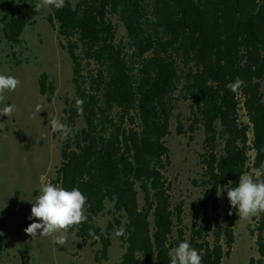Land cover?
Returning <instances> with one entry per match:
<instances>
[{"label":"trees","instance_id":"16d2710c","mask_svg":"<svg viewBox=\"0 0 264 264\" xmlns=\"http://www.w3.org/2000/svg\"><path fill=\"white\" fill-rule=\"evenodd\" d=\"M36 3L20 0L14 7L6 0L3 32L10 44H20L34 23ZM50 8L75 88L64 110L72 132L51 183L78 187L89 205L87 221L69 232L84 245L100 244L97 262L108 260L114 230L125 226L124 254L115 264H170L169 250L185 240L202 264H222L231 256L238 219L226 187L264 162V0H65L63 8ZM114 19L126 31L120 42ZM237 76L244 83L234 93L226 85ZM39 89L43 96L53 91L46 74ZM77 98L84 100L82 112ZM180 99L191 102L192 116L187 129L178 119L177 133L189 132L193 140L203 128L205 135L203 173L194 184L208 192L209 204L195 208L191 227L184 224V203L173 204L165 175L171 165L166 139ZM217 189H224L223 213ZM107 204L113 220L103 230L95 220ZM253 220L257 227L249 233L261 264L264 214Z\"/></svg>","mask_w":264,"mask_h":264},{"label":"rangeland","instance_id":"374dc122","mask_svg":"<svg viewBox=\"0 0 264 264\" xmlns=\"http://www.w3.org/2000/svg\"><path fill=\"white\" fill-rule=\"evenodd\" d=\"M14 7L20 5L16 0H8ZM37 2V0H34ZM6 0H0V74L13 75L20 85L13 92L5 93V105H15L16 111L9 117L0 116V264H115L119 263L124 248L119 237L112 235V246L108 260L96 261L100 244L84 245L74 233H68V242L59 246L51 237L32 238L24 229L32 222L31 201L42 184L56 177L61 164V149L65 139L54 138L49 121L56 117L66 123L64 110L75 99L72 62L67 50L60 46L57 27L49 23L51 8H43L29 25L18 45L10 44L3 27L10 18L5 8ZM75 5L78 0H72ZM117 28V42L126 39V31L114 19ZM46 74L51 93L40 94L39 79ZM264 93V83L262 85ZM41 104L43 110L36 114L35 106ZM191 102L180 99L171 121V135L166 139L171 154V165L165 175L172 182L173 204L184 203V224L192 226V213L200 202L209 204L208 192L194 184L200 181L203 173L200 155L204 152V130L198 128L194 139L190 133H177L178 119L185 129L190 125ZM34 116V118H33ZM241 119L248 120L241 112ZM79 122L78 127H82ZM40 192L38 193V195ZM140 203L143 204L142 195ZM221 212L225 206L224 193L220 196ZM113 205L107 204L104 214L96 218L103 230L113 220ZM126 219H124V223ZM125 229V226H122ZM257 227L252 218L237 219L235 224L236 241L231 256L225 257L222 264H255L262 259L250 230ZM264 264V260L263 263Z\"/></svg>","mask_w":264,"mask_h":264},{"label":"clouds","instance_id":"9594fccd","mask_svg":"<svg viewBox=\"0 0 264 264\" xmlns=\"http://www.w3.org/2000/svg\"><path fill=\"white\" fill-rule=\"evenodd\" d=\"M16 2L19 3L18 0ZM64 5L65 0H37L34 11L39 12L47 7L60 9ZM20 83V80L13 75L0 74V104L5 100V93L15 91ZM243 83L237 76L234 81L226 85V88L235 93L240 90ZM75 104L77 111L82 112L84 100L77 98ZM43 109L41 104H37L35 113L38 114ZM15 111V105H5L0 108V116L9 117ZM4 123H0V127ZM49 123L53 132L61 134V139H66L72 132L66 123L56 117H53ZM260 151L264 152V148H261ZM231 183L229 181L228 185ZM226 188L230 206L236 209L239 218H259L261 214H264V162H261L252 173L240 175L237 186ZM223 191L224 189H217V197H220ZM39 192L40 194L30 202L32 207L28 217L29 220L38 222L30 223L24 231L33 239L37 236L51 237L55 244L65 246L68 242L69 229L79 226L88 219L86 214V209L89 206L88 197L78 187L67 190L59 184L51 182L42 184ZM231 214L232 212L229 211V215ZM2 235L4 233L0 231V236ZM89 235L94 239H99L91 229ZM114 235L116 237L125 236V229L123 227L115 229ZM168 256L170 257V264H202V256L199 251L192 247L187 240L171 248Z\"/></svg>","mask_w":264,"mask_h":264},{"label":"crops","instance_id":"0c3cea01","mask_svg":"<svg viewBox=\"0 0 264 264\" xmlns=\"http://www.w3.org/2000/svg\"><path fill=\"white\" fill-rule=\"evenodd\" d=\"M38 193H39V192H38V191H36L35 193H33V195H34V196H35V195H38Z\"/></svg>","mask_w":264,"mask_h":264}]
</instances>
